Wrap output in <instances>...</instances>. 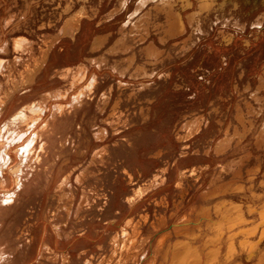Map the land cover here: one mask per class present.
<instances>
[{
	"label": "rangeland",
	"instance_id": "374dc122",
	"mask_svg": "<svg viewBox=\"0 0 264 264\" xmlns=\"http://www.w3.org/2000/svg\"><path fill=\"white\" fill-rule=\"evenodd\" d=\"M3 1L0 98L23 83L42 58L41 50L53 51L54 64L50 63L51 70L42 81L36 79L5 99L6 108L0 113V174L10 179L0 183V203L5 193L19 195L0 209V230L4 232V262L0 259V264H64L63 255L66 264H170L176 243L188 240L184 230L178 234L173 227L182 218L191 224V230L186 231L200 236L193 244L202 255V264H206L208 250L218 247L222 250L220 264H264V215L260 214L264 212V149L255 146L256 129L225 155L213 151L226 138L236 140V135L243 134L236 119L239 107L245 108V102L250 101L243 89L249 83L256 87L257 76L264 71V46H260L264 44V27L259 33L252 28L264 14V6L251 9L238 2L236 7L228 4L222 10L218 5L211 13H200L203 34L187 26L183 36L166 39L164 44L151 28L148 43L154 41L172 55L156 61L155 56L144 55L142 43L124 42L118 36L125 13L106 19L117 0H89L88 10H96L97 18L84 20L75 40L70 33L62 36L61 29L69 16L65 4L72 2L78 8L77 0ZM134 1L128 0L129 6ZM177 3L179 0L172 2L167 14L179 17L181 5ZM195 8L182 11L185 21ZM159 15L155 23H164L166 16ZM225 20L230 26L225 27ZM236 21L247 25L246 34L236 35ZM224 29L236 37L230 47L219 38ZM190 36L196 46L186 56H178L174 49ZM95 38L103 41L95 43ZM247 38L251 39L249 48L244 43ZM20 39L32 42L33 47L24 53L16 51L15 42ZM140 64L147 66V76L134 73ZM64 68L70 73H59ZM163 72L168 76L159 79ZM120 82L125 86H119ZM139 84L149 85L140 92ZM237 84L239 92L233 90ZM53 92L58 93V99L50 98ZM103 93L109 100L101 110ZM71 97L76 98L75 105L70 104ZM116 101L119 105L113 110ZM32 105L34 110H29ZM18 116H22L20 122ZM197 116L209 124L195 138L178 142L180 125ZM14 119L17 123L10 122ZM98 129L106 131L103 139L97 138ZM102 147L107 148L105 154L95 157ZM158 150L162 155L152 156ZM247 154L251 155L249 161L242 166L221 172ZM163 168L166 173L159 179L160 186L147 190L130 206L127 197ZM192 169L197 173H186L179 187L178 171ZM67 175L69 187H64L65 196L59 201L61 194L56 189ZM78 177L82 178L80 185ZM237 188L240 191H235ZM228 201L235 204L228 207ZM218 205L227 209L230 222L223 227L222 244L208 247L207 241L218 233L205 227L206 223L202 229L195 223L204 209L212 213ZM236 206L239 209L235 210ZM125 221L130 222L126 233H135L136 243L145 241L130 246L129 251L119 248L113 256L111 240L121 235ZM230 241L236 250L227 257Z\"/></svg>",
	"mask_w": 264,
	"mask_h": 264
},
{
	"label": "bare ground",
	"instance_id": "6f19581e",
	"mask_svg": "<svg viewBox=\"0 0 264 264\" xmlns=\"http://www.w3.org/2000/svg\"><path fill=\"white\" fill-rule=\"evenodd\" d=\"M2 1V0H1ZM6 1L7 0H4L3 2L6 4ZM77 2L79 3L78 5H79V7L78 8H75V6L73 5L74 3H72V2H67L66 4H65V6H64V12H66V13H68L69 14V16H68V18H67V20L65 19V23H64V26L62 27V29H61V35L62 36H64L65 34H68V33H70L71 34V36H72V39H74L75 40V35L76 34H78L80 31H81V29H82V26H83V21L84 20H93V18H97V12H96V10L95 11H92V13H90V11L88 10V4L90 3V1L89 0H77ZM32 3V2H31ZM18 4V3H17ZM3 7V6H2ZM98 7V6H97ZM28 8V7H27ZM97 9V8H96ZM29 11V10H28ZM204 11H207V10H204ZM26 12V11H25ZM27 14H28V12H27ZM180 14V13H179ZM28 16V15H27ZM106 19H108L109 21L110 20H113L114 19V15H109V16H106ZM181 20V19H180ZM19 22V21H18ZM100 22V21H99ZM181 22H183V21H181ZM47 26H49V25H47ZM184 26V25H183ZM42 28V27H41ZM123 30H125V26H123V27H121V28H119L118 29V36H121L120 38L122 39V40H124V42H126V39H128V38H126L125 36L126 35H122V31ZM129 30H131V29H129ZM74 35H73V34ZM183 36V35H182ZM53 39V38H52ZM71 39V40H72ZM100 39V38H99ZM102 39H104V41H105V37H103ZM102 39H100V40H102ZM93 40H95L94 42L96 43H100V40L98 41V40H96V38L95 39H93ZM103 41V40H102ZM101 41V42H102ZM139 41V40H138ZM47 42V41H46ZM135 44L137 43L136 41L134 42ZM139 43H141V41H139ZM56 44V43H55ZM102 44V43H101ZM162 44H164V43H162ZM98 45V44H97ZM95 46H96V44H95ZM33 47V43L32 42H30V41H27V40H25V39H20V40H17L16 42H15V49H16V51H18V52H20V53H24L25 51H27V50H29V49H31ZM52 47V46H51ZM92 47V46H91ZM100 48H101V46H99ZM96 48H97V46H96ZM2 49V48H1ZM92 49H94V48H92ZM97 50H99V48L97 49ZM94 51H96V50H94ZM143 53H144V55L145 56H149V57H154L155 55H154V53L152 52V50L150 49V50H145L144 51V49L143 50H141ZM93 52V51H92ZM97 52V51H96ZM188 53V52H187ZM52 55H53V51L52 50H49V49H44V50H41V56H42V58L41 59H39V61H37V63H36V65L33 67V69L32 70H30V72H29V75L25 78V80L23 81V83L22 84H20L19 83V85H16V86H14V88L12 89V91H10L9 93H7L6 95H5V97L3 98H0V113H1V111H2V107L4 106V104H5V101L8 99V98H12L19 90H21V88L22 87H25V86H30L31 84H33V83H35L36 82V79H38V83L40 82V81H42L43 80V76H45V74L48 72V70L51 68V66L52 65H50V63L52 62V64H54L53 62V57H52ZM158 58V59H157ZM156 58V56L154 57V60H161L159 57H157ZM147 59V58H146ZM150 60V59H149ZM14 61H15V59H14ZM20 61V60H19ZM2 63V62H1ZM154 63V62H153ZM3 64V63H2ZM148 66H150V62H147L146 63ZM1 67V66H0ZM2 69V68H1ZM3 70V69H2ZM8 70H9V68H8ZM51 70V69H50ZM147 70H148V68H147V66L146 65H144V64H140V65H138L135 69H134V73L135 74H137V75H144V76H147L146 74H147ZM61 72H64V73H70V70L69 69H66V68H64V69H62L61 71H59V73H61ZM27 73V72H26ZM28 74V73H27ZM48 74V73H47ZM38 75H40V77L38 76ZM143 76V77H144ZM148 76H150L151 78H152V75H148ZM153 76H155V75H153ZM166 76H168V73L166 74V73H164L163 72V74H158V77H159V79H163L164 77H166ZM37 77H39V78H37ZM63 78V77H62ZM140 78V77H139ZM145 78V77H144ZM135 80V79H134ZM93 81V80H92ZM94 82V81H93ZM137 82V81H136ZM143 82H144V80H143ZM127 83H129V82H127ZM93 84V83H92ZM91 84V85H92ZM136 84V83H135ZM140 85V84H139ZM149 84H141L140 85V87H139V90L138 91H140V92H143V91H145L146 89H145V87L146 86H148ZM88 86V85H87ZM90 86V85H89ZM119 86H125V84H123L122 82H120V84H119ZM262 87H264V86H262ZM86 89H88V88H86ZM85 89V90H86ZM82 90H83V88H82ZM81 90V91H82ZM82 93V92H81ZM55 94V95H54ZM58 95V93H56V92H53V93H50L49 94V96H50V98L51 99H58V97L59 96H57ZM111 95V94H110ZM259 95V94H258ZM257 95V96H258ZM70 96V95H69ZM109 95H105V93H103L102 94V100H103V105H102V107H101V110L103 109V106L106 104V102L109 100ZM122 97V96H121ZM128 97V96H127ZM61 98V97H60ZM76 98H77V95H76ZM75 97H71V101H70V104H72V103H74V102H76L75 101V99H76ZM6 99V100H5ZM17 99V98H16ZM20 100V99H19ZM66 100H68V98L66 97ZM10 102V101H9ZM9 102H8V104H9ZM16 102V101H15ZM54 102V101H53ZM69 102V101H68ZM14 103V102H13ZM101 103H102V101H101ZM15 104V103H14ZM74 105H75V103H74ZM119 105V103H118V101H116L115 102V104L113 105L114 107H113V110H115L116 109V107ZM15 106V105H14ZM13 106V107H14ZM50 106V105H49ZM5 108H6V106H4ZM70 107H71V105H70ZM100 107V106H99ZM75 108H76V106H75ZM4 109V108H3ZM28 109L29 110H34V105H32V106H30V107H28ZM27 109V110H28ZM28 110V111H29ZM264 110V107L262 108V111ZM63 111V110H62ZM23 112V110L22 111H18V113H22ZM31 113H33V112H31ZM23 115V114H22ZM114 115V114H113ZM19 117V116H18ZM17 117V119L16 120H18L19 122H20V120L22 119V116H20L19 118ZM185 117V116H184ZM259 117V116H258ZM187 118V117H186ZM191 118V117H190ZM15 119L14 120H11L10 122H12V121H15ZM184 121H185V118L183 119ZM257 121H258V119H256ZM183 121V122H184ZM257 121L255 122V123H257ZM9 122V123H10ZM16 122V121H15ZM14 122V123H15ZM186 122V121H185ZM206 122V124L204 125V123ZM238 122L239 123H241V125L243 126V131H242V135L241 136H238V135H236V140H233V139H228V138H226L224 141H222V142H220V145L219 146H215L214 147V149H213V151H214V154L215 155H218V156H220V155H225L226 153H227V151L229 150V149H231V147H232V145L233 144H237V145H241V144H243L244 142H245V140L248 138V136L251 134V132L249 131V129H247V127L246 128H244L245 127V125L241 122V121H239L238 120ZM17 123V122H16ZM254 123V124H255ZM8 124V123H7ZM6 124V125H7ZM11 125H12V127H13V124L12 123H10ZM209 123H208V121L203 117H201V116H199V117H197L196 119H194L193 121H187L186 123H184V124H181L182 125V127H181V125H180V127H179V131L176 133V140L178 141V142H180V143H185V142H187V141H189L190 139H192V138H195L199 133H200V131H201V129H203V127L204 126H207ZM5 125V124H4ZM9 125V124H8ZM7 125V126H8ZM35 125V124H34ZM5 126H3V128H4ZM8 128H10V127H8ZM34 128V127H33ZM6 129V128H5ZM31 129V128H30ZM35 129V128H34ZM2 129H0V131H1ZM58 130V129H57ZM56 130V131H57ZM3 131V130H2ZM30 131V130H29ZM32 131V130H31ZM55 131V132H56ZM54 132V133H55ZM1 133V132H0ZM96 133H98V139H103L104 137H105V134H106V131L105 130H103V129H98L97 130V132ZM95 133V134H96ZM264 136V135H263ZM263 136H262V138H263ZM34 138H35V136H34ZM258 138V137H257ZM29 141H31V140H29ZM32 143V142H31ZM30 143V144H31ZM28 144V143H27ZM28 147V146H27ZM185 147H187L186 145H185ZM24 148V147H23ZM29 148V147H28ZM27 148V149H28ZM107 148H108V146H107ZM106 148V149H107ZM20 149H22V148H20ZM104 147H102L101 149H99L98 150V152L96 153V156L95 157H99V158H102V156L105 154V150H106ZM25 150V149H24ZM9 151V150H8ZM21 151V150H20ZM24 152V151H23ZM107 152V151H106ZM209 152V151H208ZM208 152H206V154H209ZM25 153V152H24ZM26 153H28V152H26ZM4 154V153H3ZM211 154V153H210ZM9 155V154H8ZM161 155V151H158V153L155 155V156H160ZM209 156V155H208ZM249 156H251L250 154H247V155H245V156H242V157H240V158H238V159H236V160H234V161H232L231 163H230V165H227L226 166V168H228V169H222V171L221 172H223V171H229V170H232V168H234V167H240V166H242V164H244L245 162H247V161H249ZM248 157V158H247ZM98 160V159H97ZM7 161V160H6ZM12 161H13V158H12ZM1 165V164H0ZM4 165V164H3ZM6 167H8V166H6ZM2 168V167H1ZM1 170V169H0ZM7 170H9V169H7ZM3 171V170H2ZM256 171H258V169H256L255 171H254V173L256 172ZM9 171H7V173H8ZM220 172V174H222ZM166 173V169L165 168H163V169H158L157 171H156V173H154L153 175H152V177L147 181V183L145 184V185H143L142 187H140L139 189H137V190H134L133 192H132V194L130 195V196H128L127 197V199H126V201H127V203L130 205V206H132V205H134V203L136 202V200H138L139 199V197H141V195H143L145 192H147V190H149V189H152L153 187H155V186H157V185H159V179L161 178V175H164ZM186 173H191L192 175L194 174V173H197V172H195V170L194 169H192V170H190V171H188V172H182V171H178V176H177V185L179 186V187H181V185H182V182L184 181V179H185V177H186ZM227 173V172H226ZM5 174V173H4ZM4 174H2V172H1V174H0V183L1 184H3L4 185V183H9L10 182V179L7 177V176H4ZM9 174V173H8ZM127 174H128V176H129V178H132V175L130 174V173H128L127 172ZM195 175V174H194ZM201 175V174H200ZM69 179H70V177H66L64 180H63V182L61 183V185L60 186H58L57 187V192L59 193V194H61V195H59V201L60 200H62L63 199V197L65 196V194L63 193L64 192V187H69ZM218 179V178H217ZM15 181V180H14ZM163 181V180H162ZM13 182V181H12ZM81 182H82V178L81 177H78L77 179H76V183L77 184H81ZM163 182H161V184H162ZM160 186V185H159ZM240 188V190L242 189V187H239ZM12 190V189H11ZM239 189L237 188V189H235V191H238ZM239 190V191H240ZM153 191V190H152ZM149 192V191H148ZM6 194V196H5V200L3 199V201L0 203V209H2V208H4V205H6V204H11V203H14L15 201H16V199H18V197H19V195L17 196L15 193H12V192H10V193H5ZM4 197V196H3ZM82 197V196H81ZM82 202V201H81ZM229 202V201H228ZM224 204H225V202H223ZM222 203V204H223ZM137 204V203H136ZM135 204V205H136ZM229 204V206L228 207H232L233 206V204H235V203H233V202H229L228 203ZM228 204H226V205H224V206H227ZM215 208V210H213L212 211V213H211V211H210V209H204L202 212H201V215H200V218H199V220L195 223V225L198 227V228H200V229H202L203 228V226H204V224L203 223H206V225H205V227H211V228H213L214 229V231L215 232H217L218 233V235L217 236H215V238H209L210 240H208L207 241V245H208V247H209V245H212V247L214 246V245H219V243H221L222 242V237H223V227L225 226V224H226V222L228 221V223L230 222L229 221V219H228V216H226L225 215V210H227L226 208L224 209L223 207H221V206H219L218 205V207H214ZM133 209V208H132ZM232 209V208H231ZM237 209H239V207L238 206H236V209L235 210H237ZM248 210V209H247ZM1 211V210H0ZM66 211H67V213L69 212L68 211V209H66ZM251 211V210H250ZM263 211V210H262ZM233 212H235V211H233ZM237 213V212H236ZM260 214H262V216L264 215V212L263 213H260ZM229 215H232V214H229ZM234 217H237V216H235L234 215ZM240 217V216H239ZM238 217V218H239ZM214 218H215V220H214ZM263 218V217H262ZM214 220V221H213ZM234 220H235V218H234ZM237 220V219H236ZM233 222V221H232ZM240 222H241V219H240ZM239 222V223H240ZM129 221H125V223H124V226L122 227V229H121V231H122V233H121V235L120 234H118V235H115L113 238H112V240H111V244H112V247H113V253H112V255L114 256L115 254H116V252L118 251V249L120 248L121 250H127V251H129V248H130V246L131 247H133L134 245H141L144 241H145V239H142L141 241L139 240V242H137L136 243V241H137V239H136V236L134 237L133 235L135 234V233H133V235H128V233H126V231H127V229H128V227H129ZM177 223V222H176ZM175 223V224H176ZM2 224H4V223H2ZM174 224V225H175ZM232 224V223H231ZM236 224V223H235ZM263 224V223H262ZM173 225V227H175V229H177V231H178V234H181V232H186L185 234H186V236H187V238H188V240L186 241V242H178V243H176V245H175V243H174V245H175V249H174V252L172 253V258H171V261H170V264H202L203 263V261H202V258H201V256L202 255H200V252H199V250L194 246V244H193V241L195 242V240H197V237H200V236H198V234L197 235H190V233H189V231L187 232L186 230L187 229H190V228H188V227H190L189 225H191L190 224V222L189 221H185V219L184 218H182L175 226ZM137 226V224L135 225V227ZM258 226V225H257ZM262 227H263V230H262V232L263 233H261V235L263 234L264 235V225H261ZM204 227V228H205ZM181 228H183V229H181ZM225 228V227H224ZM136 230V229H135ZM182 230H184V231H182ZM191 230V229H190ZM210 230V229H209ZM252 230V229H251ZM53 231H54V229H53ZM56 231H57V229H56ZM59 231V230H58ZM200 232H201V230H199ZM242 231V230H241ZM253 231V230H252ZM204 232V231H203ZM225 232V231H224ZM227 232V231H226ZM246 232H248V230L246 231ZM256 232V231H255ZM139 233V232H138ZM245 233V232H244ZM56 236L57 235H59V233L58 234H55ZM138 235V234H137ZM200 235V234H199ZM263 235H262V237H263ZM99 238V237H98ZM186 238V239H187ZM202 238V237H201ZM264 238V237H263ZM205 239V238H204ZM228 239V238H227ZM248 239V238H247ZM207 240V239H206ZM0 241L2 242V246L0 247V259H2L3 260V262H4V232H3V230H0ZM147 241V240H146ZM245 243H247V242H245ZM250 243V242H249ZM206 244H205V246H206ZM222 244V243H221ZM247 245V244H246ZM255 246V245H254ZM143 247V246H142ZM241 247H243V245L241 246ZM56 248V247H55ZM138 248V247H137ZM227 248V253H226V255H227V257H232L233 255H234V253H235V250H236V248H235V244L232 242V241H230L229 242V244H228V246L226 247ZM253 247H251L250 248V250L252 249ZM43 249V248H42ZM47 249V248H46ZM135 249V248H134ZM244 249H245V247H244ZM38 251V250H37ZM40 251H42V250H40ZM124 251H122V252H124ZM135 251V250H134ZM144 251V250H143ZM202 251V250H201ZM252 251V250H251ZM120 252V251H119ZM121 252V253H122ZM250 252V251H249ZM55 253V252H54ZM134 253V252H133ZM225 254V253H224ZM205 255V254H204ZM203 255V256H204ZM207 256H206V264H220L221 263V259H222V250H221V247H218L217 249H210V250H208V253L206 254ZM66 256V255H65ZM64 255L62 256V259H63V263L64 264H66L65 263V260H66V257H65ZM43 257V254H42V256H41V258ZM116 258V257H115ZM153 258V257H152ZM224 258V257H223ZM165 259V258H164ZM151 260V259H150ZM149 260V261H150ZM152 261H154V260H152ZM155 262V261H154ZM153 264V263H152Z\"/></svg>",
	"mask_w": 264,
	"mask_h": 264
},
{
	"label": "flooded vegetation",
	"instance_id": "af4514ba",
	"mask_svg": "<svg viewBox=\"0 0 264 264\" xmlns=\"http://www.w3.org/2000/svg\"><path fill=\"white\" fill-rule=\"evenodd\" d=\"M173 1L174 0H135L133 4L129 6L128 0H117L116 5L109 11L107 16L112 14L114 15L115 19L118 14L125 13V20L123 21L122 26L119 27L121 28L125 26V30L122 31V35H126L125 37L130 39L133 43L135 41H141V50L144 49L145 51L151 49L155 56H158L161 60H164L168 57L170 58L172 55L167 50L161 49L154 41L148 43L147 37L151 28H154V30L158 32L159 42L165 43L166 39L180 37L184 31L186 33L187 26L191 27L195 33L199 32L200 34H203L204 30L200 13L204 10H207L204 11V13L207 14L211 13V11L218 5L222 10H224L226 5L233 4L236 7L238 2L248 5L251 9H259L260 7L264 6V0H179V3L177 4L181 5V11L176 9L180 13L179 17H176L174 14H167L169 8L173 6ZM195 5L196 8L191 13L192 15L189 14L185 21L182 11H186ZM154 8L158 13L152 10ZM160 13H162L164 17L166 16L165 21L164 23H155V19L159 18ZM263 17L264 14H262L260 18L253 22L252 28L256 31V33L261 32L264 27ZM223 23L225 27L230 26V23L227 20H225ZM233 26L235 28L234 30L236 35L238 33H247V25L240 24L236 21L233 23ZM126 31H129V34H126ZM219 36L226 47H230L236 43L235 35L229 33V30L224 29L220 32ZM252 37L253 36H251V38ZM244 43L245 46L249 48L251 46V39L247 38ZM194 46H196V42L193 41V37L190 36L183 39L177 48L174 49V52L178 51L177 55L184 57L193 50ZM260 46L263 48L264 44L260 43ZM221 84L222 81H220V85ZM256 84L257 86L254 88L252 87L251 83L244 87V94L249 95L250 101L247 100L245 102V108L239 107L236 113V119L238 118L237 120L241 121L243 124H246L247 129H249L251 133L254 129H256L257 135L254 138L255 146L258 149H264V137L262 138L261 135L264 134V110L262 111V108L264 107V87H262L264 86V71L263 74L257 76ZM233 90L239 92L238 84L235 85ZM256 119H258V121ZM256 121L257 123H255Z\"/></svg>",
	"mask_w": 264,
	"mask_h": 264
},
{
	"label": "crops",
	"instance_id": "0c3cea01",
	"mask_svg": "<svg viewBox=\"0 0 264 264\" xmlns=\"http://www.w3.org/2000/svg\"><path fill=\"white\" fill-rule=\"evenodd\" d=\"M179 88H180V87H179ZM158 151H161V150H158ZM156 152H157V151H156ZM156 152H154L152 156L157 157V156H155ZM161 155H162V151H161ZM161 155H160V156H161ZM160 156H158V157H160ZM126 173H127V172H126ZM129 173H130V172H129ZM66 177H70V176L67 175Z\"/></svg>",
	"mask_w": 264,
	"mask_h": 264
}]
</instances>
